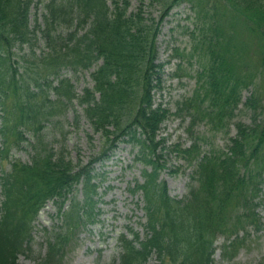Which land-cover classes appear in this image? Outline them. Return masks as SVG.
<instances>
[{"label": "trees", "instance_id": "obj_1", "mask_svg": "<svg viewBox=\"0 0 264 264\" xmlns=\"http://www.w3.org/2000/svg\"><path fill=\"white\" fill-rule=\"evenodd\" d=\"M182 1L167 5L150 0L167 10L159 17H145L144 0L135 13H129L131 0H0V168L11 165L0 177V264H18L31 251L32 223L51 201L64 232L48 242L44 264H59L55 247L59 252L77 231L100 221L102 197L93 165L119 143L137 149L136 162L144 166L143 182L130 190L143 193L147 235L140 240L134 233L136 243L122 235L118 264H146L153 253L159 264H172L171 259L174 264H215L219 234L228 238L222 257L231 261L229 253L246 240L248 229L263 231L264 92L257 89L250 69L239 71L233 63L234 45L226 27L235 20L259 36L264 66V0H206L208 14L212 12L205 29L209 36L200 38L198 46L208 62L200 71L198 88L175 112L190 119L188 132L194 140L187 147L167 145L160 137L174 113L154 99L164 67L157 62L158 25ZM66 70L90 71L93 87L78 92ZM249 88L253 91L244 102L243 92ZM241 105L252 114V125L234 121ZM68 114L72 127L78 130L85 119L92 134L103 139L99 156L87 164L80 152L74 159L69 150L70 131H64L60 121L69 122ZM205 121L210 132L228 136L223 150L216 151L213 143L193 132ZM232 125L236 133L230 136ZM92 134H87L91 140ZM27 146L32 152L29 163L12 159L13 150ZM167 152L191 169L188 194L182 199L170 196L161 178ZM232 201L237 211L231 213ZM229 218L237 223L228 226Z\"/></svg>", "mask_w": 264, "mask_h": 264}, {"label": "rangeland", "instance_id": "obj_2", "mask_svg": "<svg viewBox=\"0 0 264 264\" xmlns=\"http://www.w3.org/2000/svg\"><path fill=\"white\" fill-rule=\"evenodd\" d=\"M144 1L145 5L142 6V11L145 17L150 15L151 17H159L162 12L167 10L162 3L151 4L150 0ZM164 1L169 5L176 0ZM194 3L198 5L196 8H193L187 0L180 2L171 9L168 17L158 25L159 58L157 62L163 64L164 67L160 88L154 91L155 103H162L164 107L169 108L174 113L169 121L163 124L160 133V137L165 138L167 145L178 143L187 147L194 140V135L191 137L188 132L190 119H184L182 114L181 116L175 115L179 102L181 103L186 98L191 97L198 88L200 71L208 62V56H203L198 45L201 44L200 38L209 36L205 29L211 21L212 12L208 14L210 6L206 7V0H194ZM139 5L140 0H131L129 13L138 12ZM220 7L223 6L220 5ZM223 10L224 8H222ZM38 12L39 15L43 13L41 7H39ZM227 16L228 21L231 22L230 16ZM237 23L233 20L226 27L228 40L232 39L231 44L234 45L232 49L235 52L230 57L233 56L232 61L240 69L239 71L245 68L250 69L252 76L258 83L257 89L264 92V66L260 50L257 48V44H261V40L257 34L252 35L243 23ZM231 29L235 31L234 35L233 32H230ZM42 46L41 43L39 49L44 47ZM65 74L72 78L80 93L85 87H93L94 83L90 71L76 74L66 71ZM252 91V88L244 90V102ZM239 108L241 112H236L237 118L234 121H242L247 125H252L253 118L250 111L245 110L243 105ZM68 115L67 120L70 123L66 122L64 118H61L60 121L63 122L61 126H63L64 131H70L67 143L71 155L76 159L78 152H80L84 163H88L100 154L103 139L99 134H92V129L85 119L81 121V127L78 130L72 127V114ZM263 118L264 115L261 116V121ZM209 128L210 125H206L205 121L198 124L193 132L213 143L216 151L223 150L228 143V136L210 132ZM229 132L230 136L235 135L236 128L234 125L230 127ZM88 133L93 135L92 140L89 139ZM135 153L136 150H133L130 145L121 144L109 160L103 164H96L95 173L99 174L100 178L105 179L100 189L101 194L105 193L103 203L100 204L102 208L101 222L89 230L77 231L69 239V242L61 246L59 252L57 245L53 255L55 262L58 259V254L59 264H115V262H119L120 254H122L121 241L118 239L121 234H126L127 229L131 228L135 232H139L141 237L145 235L143 225L146 219L143 210V198L142 196L134 198L128 192V189L134 186L135 181H142L141 171L143 167L139 164L135 165ZM31 155V148L27 146V149L13 151L12 157L22 162H29ZM164 159L167 161V166L163 170L161 178L166 180L170 195L182 199L188 194L191 169H186L188 163L179 159L175 153L167 152ZM1 199L0 191V202ZM262 200L263 203L259 210L264 223V190ZM228 209L231 213L236 212V202L229 203ZM239 221L238 223L242 226V221ZM235 223L237 220L232 218L226 221L228 226ZM61 225V219L55 205L49 203L33 223L34 241L31 251L27 255L21 256L18 264H44L45 256L49 250L48 242L59 231ZM63 232L64 230L59 233ZM247 233L246 240H243L236 250L229 253V256L232 257L231 261H225L222 257L223 247L227 244L228 238L225 236L226 234H219L215 244L217 248L214 256L215 264H264V229L261 232L248 229ZM186 239L187 237L184 238V241ZM159 262L158 255L153 254L146 264H159ZM171 263L174 264L173 259H171Z\"/></svg>", "mask_w": 264, "mask_h": 264}]
</instances>
